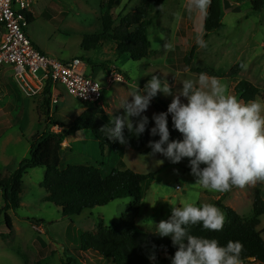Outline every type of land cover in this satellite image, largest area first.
Wrapping results in <instances>:
<instances>
[{"label":"rangeland","instance_id":"1","mask_svg":"<svg viewBox=\"0 0 264 264\" xmlns=\"http://www.w3.org/2000/svg\"><path fill=\"white\" fill-rule=\"evenodd\" d=\"M104 1L32 0L34 20L27 32L33 42L54 58L67 60L80 56L89 60V73L97 72L96 79L103 85V98L99 104H88L94 109L103 108L110 120L120 111V101L128 96L130 89L138 84L143 88L153 74L167 79L175 92L182 87L178 80H195L204 72L220 79L227 85L229 93L242 102L247 101L237 93L236 87L240 81L246 80L260 90L254 99L264 102V6L256 11L253 9L254 0H222L223 27L207 34L203 23L208 8L205 12L189 14L187 0H166L160 8L147 5V19L151 22L148 29L151 54L134 61L127 54L116 55V44L112 41L95 49L82 48L85 35L103 32L101 6ZM143 1L115 0L112 10L114 26H118L121 19L134 12ZM198 34H202L205 47L196 43ZM191 51L194 52L192 67L196 71L182 68L185 56ZM103 62L108 68L101 65ZM113 66L122 73L123 81L110 85L106 73ZM13 74L10 66L0 68V81L3 82L0 91V120L3 122L0 124V175L6 177L23 159L30 158L26 151L34 136L41 135L48 128L61 132V126H51L54 121L63 124L66 130L70 129L75 119L91 106L68 94L60 84L57 89L52 88L50 96L45 94L44 88L36 93L33 89L22 91ZM32 86L38 89L36 85ZM57 94L59 97L55 100ZM153 100L170 104L172 97L161 93ZM95 112L106 125L101 112ZM159 112L150 105L144 113L149 117L151 127L154 126L151 117ZM169 128L171 139H182L181 133L172 128L171 115ZM66 139L67 146L63 145L61 150V168L71 164L94 165L101 167L103 174L107 175L120 166L122 158L110 149L102 151L92 131L80 130ZM158 139L159 136H152L150 140ZM151 153L147 144L140 151L128 148L123 157L133 171L155 173L137 212L139 231L155 232V223L171 216L172 204L215 205L214 202L221 199L243 217L250 218L255 193L260 191L264 198V181L213 192L195 184L197 178L191 173L187 158L173 164L162 154ZM44 177V167H35L24 175L20 207L8 210L12 230L4 213L0 214V264H25V261L36 264L40 260L46 264H66V255L77 258V264H107L92 256L91 252H81L80 255L76 250L81 249L82 234L96 233L101 223L111 227L118 222L132 202L131 198L117 199L104 206L86 209L80 215L64 217L61 207L44 200L45 189L41 185ZM4 205V193L0 189V210ZM259 230L264 238V215ZM40 250L46 253L45 258H38ZM161 258L159 264H170L167 253H162ZM253 264L263 263L255 261Z\"/></svg>","mask_w":264,"mask_h":264},{"label":"trees","instance_id":"2","mask_svg":"<svg viewBox=\"0 0 264 264\" xmlns=\"http://www.w3.org/2000/svg\"><path fill=\"white\" fill-rule=\"evenodd\" d=\"M166 0H145L135 11L127 14L121 19L118 26H114L113 8L115 0H106L102 3V28L103 32L85 35L82 48L85 50L95 49L110 41L116 44V55L127 54L134 61L148 58L151 54V41L148 29L151 24L147 19V5L160 8ZM254 10L263 9L264 0H254ZM30 23L34 15L28 13ZM222 0H210L208 11L204 18L203 28L209 34L220 30L222 23ZM194 52L191 51L184 58L182 68L192 67ZM88 60V59H87ZM89 61V60H88ZM102 66L108 68L103 62ZM197 71H201L198 70ZM52 86L49 82L45 87V94H51ZM241 98L249 102L259 95L260 90L246 80L239 82L236 87ZM264 96V92L262 93ZM87 103V102H86ZM88 104V103H87ZM74 121V125L66 130L65 126L54 121L51 126H61V132H55L48 128L41 135L34 136L31 141L30 158L23 159L18 168L10 176L0 175V189L4 193L5 205L0 210L4 213L5 221L10 230L13 229L12 218L9 209H18L21 204V193L23 191V177L35 167L45 168V177L41 185L45 189L44 200L52 202L61 207L64 217L80 215L86 209L104 206L114 200L130 197L132 202L128 209L122 213L120 220L111 227L99 224L97 232H85L80 240L81 252H91L92 256L104 260L107 264H159L162 253L170 257L175 254L177 247L173 245L171 238L159 237L154 232H142L136 227L137 212L141 201L144 199L147 185L155 177V173H138L130 169L123 160L128 148L140 151L151 139L150 129L140 137L131 136L125 129V136L129 137L127 144H121L117 140L107 138L100 132L104 126L95 111H100L106 124L111 120L105 115L101 107L92 108V104ZM160 112L166 111L167 103L152 101L151 104ZM90 130L99 142L102 151L110 149L116 152L120 158V166L110 174L104 175L101 167L94 165H68L61 168V142L68 136L80 130ZM223 213L224 224L222 230L208 231L202 225H189L188 230L196 236L216 238L222 245L229 240L239 241L242 244L241 264H253L259 261L264 264V238L259 225L264 215V198L257 191L253 201V215L245 218L234 208L224 204L222 200L214 202ZM156 259H150L152 254ZM39 259L45 258L46 253L41 250ZM66 264H77L78 259L72 255H66ZM25 264H28L25 261ZM36 264H46L40 261Z\"/></svg>","mask_w":264,"mask_h":264},{"label":"clouds","instance_id":"3","mask_svg":"<svg viewBox=\"0 0 264 264\" xmlns=\"http://www.w3.org/2000/svg\"><path fill=\"white\" fill-rule=\"evenodd\" d=\"M209 4L210 0H187L186 8L189 14L205 12ZM196 43L206 46L202 34L197 35ZM178 82L182 87L174 92L167 79L151 75L143 88L138 84L121 99L120 111L100 132L121 144L129 140L125 129L131 136L140 137L150 122L144 113L162 93L172 100L166 111L151 117L154 126L150 135L159 136L148 142L151 154L160 153L173 164L187 158L191 173L197 178L195 184L213 192L264 181V102H242L229 93L220 79L204 72L195 80ZM169 115L172 128L181 133L182 139H171ZM172 205L171 216L155 223L154 232L161 238H171L177 247L170 264H241L239 241L229 240L222 245L216 238L196 236L188 230L189 225L197 224L208 231L222 230L224 216L217 206L191 202ZM150 259H156L154 253Z\"/></svg>","mask_w":264,"mask_h":264},{"label":"built area","instance_id":"4","mask_svg":"<svg viewBox=\"0 0 264 264\" xmlns=\"http://www.w3.org/2000/svg\"><path fill=\"white\" fill-rule=\"evenodd\" d=\"M33 8L32 0H0V68L12 67L15 82L22 91L33 89L36 93L50 82L53 90L60 84L78 100L99 104L103 85L89 73L90 63L86 58L59 60L33 42L27 32L30 25L27 14H33ZM106 74L110 85L123 81L115 66ZM58 97L59 94L55 95V100ZM61 145L67 146L66 139Z\"/></svg>","mask_w":264,"mask_h":264},{"label":"crops","instance_id":"5","mask_svg":"<svg viewBox=\"0 0 264 264\" xmlns=\"http://www.w3.org/2000/svg\"><path fill=\"white\" fill-rule=\"evenodd\" d=\"M35 42V41H34ZM36 43V42H35ZM37 44V43H36ZM38 45V44H37ZM39 46V45H38ZM40 47V46H39ZM41 49H42V51H44L45 53H47L42 47H40ZM47 54H49V53H47ZM91 64V63H90ZM92 69H93V67H91ZM118 69V68H117ZM93 71H95L94 69H93ZM91 75H93V76H97V72L95 71V72H92V73H90ZM3 82H1L0 81V91H2L3 90V86L1 85ZM114 85V84H113ZM0 119H1V117H0ZM2 120V119H1ZM0 120V124L2 125V121ZM67 140V139H66ZM30 150H31V146H29L28 147V150L26 151L27 153H29L30 154ZM126 153V152H125ZM62 159V158H61ZM68 166V165H67ZM66 166V167H67ZM60 167H61V164H60ZM65 167V168H66Z\"/></svg>","mask_w":264,"mask_h":264}]
</instances>
